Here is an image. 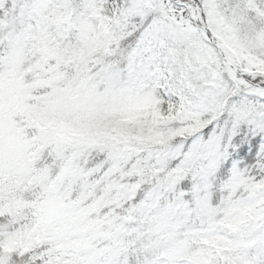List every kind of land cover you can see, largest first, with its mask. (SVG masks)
Masks as SVG:
<instances>
[{"label":"trees","instance_id":"trees-1","mask_svg":"<svg viewBox=\"0 0 264 264\" xmlns=\"http://www.w3.org/2000/svg\"><path fill=\"white\" fill-rule=\"evenodd\" d=\"M116 1L115 32L112 0H65L67 9L63 0H0V121L10 120L20 148L11 158L0 132V264H72V249L45 231L53 194L108 235L101 264H264V97L250 92L264 91V0L205 4L204 40L171 27L150 52L149 85L193 91L195 108L179 102L177 116L163 100L143 109L135 65L159 21H175L162 7ZM57 10L69 14V32ZM212 18L230 42L209 38ZM194 44L211 51L215 84ZM237 51L261 72L239 64ZM60 127L78 141L60 142Z\"/></svg>","mask_w":264,"mask_h":264},{"label":"rangeland","instance_id":"rangeland-1","mask_svg":"<svg viewBox=\"0 0 264 264\" xmlns=\"http://www.w3.org/2000/svg\"><path fill=\"white\" fill-rule=\"evenodd\" d=\"M113 3L111 5V11L112 12V18L111 23L113 24V31H117L121 27V23H118L115 25L113 23V18L120 12V3H117L116 0H112ZM182 1L184 3V9H176V8H170L169 3L167 0H141V4L144 5V8L149 7H162L163 10L166 12V14H169V16L174 20L173 24L164 20L159 21L156 28L154 30H151L149 33V38L146 39L140 50L138 59L136 61V76H137V94L136 98L138 99L140 105L144 104V110H147V106H152L155 104L160 103L162 100L165 102V108L168 111L169 114L176 113V116L180 113V110L182 109V106H179V102H184V105L188 106L189 108L194 109V105L190 100L188 95H192L193 91L190 92V94H187V90L180 89V86L177 84L178 90L175 93L172 86H169L168 83H164V85L158 86L157 83L153 82L154 88L157 89L158 93H155L153 86L149 85L150 81L147 80V76L142 73L144 64L147 62L148 56L150 55V52L154 50L157 45H160V43H163L162 41L165 39H169L172 36L171 27L179 28L180 30L184 31L186 35V40L188 42L193 41L190 38L192 37H200L201 39L204 38L205 31L209 30L207 29L206 24H204V19H202V7L207 4L212 9L215 8L213 1L215 0H177ZM135 0H128V5H131L134 3ZM63 8H68V3L63 0ZM201 7V8H200ZM189 13V14H188ZM56 16V24L59 26V28H65L68 32L72 29V25L70 24V16L66 12H62L60 10H57L54 12ZM213 26L216 29V32H212L209 38L211 40L216 39L218 43L223 42L226 44L228 41L226 37L223 35V30L219 29L221 27V20L218 21L216 24L215 19L212 18ZM211 22V21H210ZM198 26V28L196 27ZM216 25V26H215ZM206 29V30H205ZM223 38V39H222ZM194 48V62L195 61H204V60H210L209 62H212L211 59V51L205 50L204 47L201 45H193ZM243 52L237 51V53L234 54L235 60L240 64L243 62L247 67H251L252 71L257 75L261 71H259V65L257 62L245 58ZM210 64V65H209ZM204 63L201 66L202 71L206 70L205 76L209 73L211 77L209 78L210 84H215L216 78H218V73H212L210 70L211 68H214L213 62L212 63ZM212 65V67H211ZM209 66V67H208ZM208 72V73H207ZM153 78V77H151ZM149 78V79H151ZM247 87V86H246ZM253 89V88H251ZM258 89L251 90V93H254L258 96L264 97V91H256ZM1 104L2 109L5 111H9L10 109H13L14 103H12V97L8 92H4L1 98ZM198 104V103H197ZM248 110V106L243 105L237 112L238 117L241 116L244 118L246 116V112ZM11 124L10 120L7 118H4L0 121V132L3 134V136L6 137L7 141V150L10 155V157L15 158L20 153V148L16 144H12V141L10 139V135L13 134L11 130ZM54 134H56L58 140L62 142L63 144H75L78 139L75 136L74 133H72L67 127H60L59 129L54 131ZM62 181V180H61ZM258 197L251 198L249 200L250 205L252 206L254 201H257ZM45 211V217H44V227L45 231L51 232L52 235L58 239L61 243H63L64 247H69L72 249L74 256L71 260L72 264H101L100 258L102 257V254L105 252V249L98 250L99 242L106 240L108 237L107 234L104 233V231L98 230L96 227V224L92 222V224L88 223V221L85 219V212H79L78 210H75L72 206H67L65 204L60 203L56 197L55 194H53L51 197H49L47 203L44 207ZM120 229L117 228L114 231V234L117 235L119 233ZM113 232L111 233V235ZM98 243V244H97ZM111 256L109 257V260H111ZM109 261V263H110Z\"/></svg>","mask_w":264,"mask_h":264}]
</instances>
